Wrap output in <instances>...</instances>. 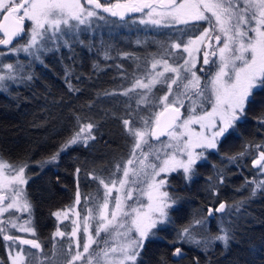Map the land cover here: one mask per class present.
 Returning <instances> with one entry per match:
<instances>
[{"label": "snow or ice", "instance_id": "snow-or-ice-1", "mask_svg": "<svg viewBox=\"0 0 264 264\" xmlns=\"http://www.w3.org/2000/svg\"><path fill=\"white\" fill-rule=\"evenodd\" d=\"M136 13L141 14L139 24L157 28L183 26L176 28L181 34L198 31L202 22L208 27L187 43L172 44L159 54V59L154 57L150 69L134 77L131 86L121 93L134 99L136 105L129 113L130 116L134 113L135 118L123 120L128 135L134 139L130 158L123 165L117 163L115 172L109 174L111 177L122 172V176L110 178L108 182L93 176L105 191L102 202L99 197L85 196L86 214L83 217L76 211V206L81 203L79 190L72 207L53 213L64 220L69 219V213L76 217L71 220L70 233L58 228L53 234V240L65 236L76 238L74 245L69 243L65 248L61 239L59 246L53 244L49 255L37 239L7 234L8 228L33 236L36 230L30 218L32 205L22 187L30 179L25 175L29 165L27 162L14 165L0 156V216L10 210L29 214V219L23 223L18 222L19 217L12 218L14 212L7 220L0 219V235L4 241L30 246L28 249L20 247L15 255L9 251L11 264H139L144 242L155 235L153 230L158 225L172 223L169 209L176 203V198L162 191L168 184L167 179L158 180L157 177L161 173L182 172L185 180H190L197 161L205 158V150L217 149L221 138L246 118V108L254 93L264 90V0H104L103 3L101 0H20L19 3L0 0V16L3 17L0 45L7 48V52L0 51V58L22 52L39 60L42 54L53 50L49 44L58 48L62 41L64 46L70 47L65 38L76 36L83 30L81 26H90L94 20L108 22L109 17L127 22L126 17ZM132 23H136V19H132ZM202 45L210 49L203 51L202 63L209 66L207 71L204 67L199 69L200 73L206 71V78L197 74V57L194 55L201 51ZM181 48L188 54L187 58L174 51ZM165 56L183 59V63H169ZM213 57H218V61ZM24 70L25 65L19 60L15 63L0 60V91H6L11 83L31 80V75H22ZM165 88L167 91L162 96L153 91ZM69 90H74L70 83ZM133 93L135 97L130 95ZM128 107L131 108V104ZM156 107L160 111L152 112L151 109ZM182 108L187 115L182 113ZM141 111L149 114L140 115ZM137 121L140 127L134 126ZM260 123L264 126V119ZM193 125H198L200 131ZM93 127L92 123L81 126L61 145L60 151L78 142L86 144L89 139H95L91 134ZM253 147L264 148V144ZM248 154L241 152L229 160ZM58 157L59 151L37 163H51ZM252 163L264 174V151H260ZM76 171L79 173L80 169ZM209 179L213 195H217ZM219 182H224L222 175ZM248 183L255 184L253 196L257 189H264V180ZM143 196H147V205L141 202ZM89 203L91 207H87ZM243 203L220 202L215 209H207L208 217L214 213L231 215L233 209L239 211ZM218 228L219 234L211 236L207 230V217L193 216L177 233V241L205 251L216 242L227 247L232 239L231 227L221 220ZM78 233L83 234L82 240ZM33 249L38 250V254ZM183 255L181 247L172 252L175 258Z\"/></svg>", "mask_w": 264, "mask_h": 264}, {"label": "trees", "instance_id": "trees-1", "mask_svg": "<svg viewBox=\"0 0 264 264\" xmlns=\"http://www.w3.org/2000/svg\"><path fill=\"white\" fill-rule=\"evenodd\" d=\"M204 27L208 25L202 22L199 30ZM144 32L152 35L167 32V35L160 34L169 40L168 45L180 39L171 30ZM120 49L142 52L134 47ZM84 55L83 52L79 56L80 63L73 59L61 63L59 56H42V60L34 64L36 75L25 88L16 85L0 91V155L11 164L27 162L29 165L27 195L36 233L45 246L57 226V216L53 213L68 207L77 190L81 195L91 194L90 190L96 189L98 181L93 176L105 177L112 173L115 165L121 164L129 154L131 145L132 137L124 127L122 116L113 115L110 105L103 106L101 113H95L100 96L118 95L125 83H117L110 72L94 70L93 63L114 65L120 63L123 56L103 61L100 56ZM67 66L69 73L65 71ZM69 83L74 90H69ZM262 119L264 90L254 93L246 108V118L221 138L217 150L206 152L205 158L197 162L190 180L186 181L181 172L167 176L168 184L163 190L177 198V203L169 209L172 223L153 230L155 235L145 240L139 264H264V189H257L253 196L255 184L248 183L255 179L252 162L260 149L253 146L264 142ZM85 123L94 125L92 136L95 139L60 151L61 145ZM58 151L59 157L54 163L44 167L37 163ZM245 151L249 154L229 160ZM209 178L217 195H213ZM222 201L229 205L244 202L240 210L233 209L231 215L218 213L213 219H207L211 236L219 234L218 219L231 227L232 239L227 247L216 242L205 251L177 241V233L193 216L207 217L208 206ZM177 246L187 251L182 258L172 257ZM0 258V264H7L1 235Z\"/></svg>", "mask_w": 264, "mask_h": 264}, {"label": "rangeland", "instance_id": "rangeland-1", "mask_svg": "<svg viewBox=\"0 0 264 264\" xmlns=\"http://www.w3.org/2000/svg\"><path fill=\"white\" fill-rule=\"evenodd\" d=\"M16 2L19 3L20 0H16ZM101 2L103 3L104 1L101 0ZM103 15L108 17V14H106V13H103ZM140 15L141 14H139V13L129 14V17H126L127 22L120 21L118 17H109L108 22L100 21V20H94L90 26H81V28L83 30L80 31L76 36L70 37V38L69 37L65 38V39L69 40L70 47L64 46L62 41L60 42V46L58 48L56 47L55 44H49L48 47L52 48L53 50L42 54L39 60H36V59H34V58H32V57H30L27 54L22 53V52L18 53V54H8L5 57L0 58V60H3L4 63H15L17 60H19V62H21L22 64L25 65V70H24L22 75H24V76L31 75L33 78L34 75H36L35 71H34V64L39 63L42 60V56H59L58 60L61 63L71 62L72 59H73V61L80 63L81 59L79 58V56H82L83 52L85 53L84 56H87V55H89V56H100L99 58L103 61L112 60V57L120 58L121 56H123L121 62L120 63L116 62V64H114V65H110V64H106V63H104L102 65H101V63H99V64L93 63V66H94L93 69L94 70L98 71L99 73L110 72L114 75L117 83H120V84L125 83V85H124L125 87L124 88L122 87V89L120 90V93L118 95L110 96V97H106V98H102V96H100L99 101L96 103L98 109H95V111H96L95 113H101L103 106L110 105L114 110L113 115L117 114L119 116H122L121 117L122 122L124 119H130L131 120V119L135 118L134 113L131 116L129 115V113H132L133 109L136 108L135 100L134 99L130 100L129 97H126V96L122 95L121 93L123 92L124 89L129 88L131 86V84L134 80V77H139L145 71L150 69L151 61L154 57L159 59L160 58L159 53H163L165 49L170 48V46L172 45L171 43H169V45H168L169 40H167L166 38L163 37V35L160 34V33H164V35H167L168 34L167 32H156V35H152V34L144 32V30H146V31H148V30L149 31L150 30L151 31L171 30L172 33H174L176 37L180 38L174 43H181V42L187 43V41L189 39H194L196 36L200 35V32L203 30V29L198 30L197 32H193L191 34L190 33L181 34L180 32L176 31V28L183 27V26H175L173 28H166V27L157 28V27H154L151 25H142V24H139V22H138V18L140 17ZM2 19H3V17L0 16V21ZM132 19H136V23H132ZM111 21H116V23H112ZM189 32H192V31H189ZM188 34H190V35H188ZM0 35H2V34H0ZM21 43H23V41H21ZM212 43L215 46L214 40L212 41ZM133 47L139 48L142 52L131 53V52H127V51L126 52L121 51V49H120V48L126 49V48H133ZM205 50H210V49H207L204 45H202L201 51L194 53V55L197 57V64H196L197 74L202 75L206 78V71H207L209 66L203 65V63H202L203 51H205ZM0 51L7 52V48L3 45H0ZM174 51L176 52V54L178 56H182L183 58L188 57V54L183 52L182 48L179 50H174ZM125 54H127V55H125ZM165 58L169 59V63H173L174 61L176 63H183V59H176L175 56L170 57V58L165 56ZM212 59L218 61V57H213ZM201 67L205 68V70H206L205 73L199 72V69ZM67 68H68V66H67ZM69 70H70V68H68V69L65 68V71L67 73L70 72ZM212 70L215 71L216 70L215 67H213ZM76 73H78V72H76ZM29 81H31V80H24L23 82L11 83L9 85V87L17 85V86H21V87L25 88V85ZM201 83L202 84L204 83L203 79H202ZM153 91L155 92V94L157 96H162L167 91V89L165 88L163 91H156L154 89ZM130 95L135 97L134 93L130 94ZM128 104H131V108L128 107ZM141 108L143 109L144 106L141 105ZM151 111L152 112H158V111H160V108L156 107V108L151 109ZM181 111H182V113L187 115V113L185 112V109L182 108ZM148 114L149 113L147 111H141L140 112V115H143V116H146ZM86 124H88V123H85L81 126H84ZM134 126L140 127V123L137 121L134 124ZM193 128L196 131H200V128L198 125H193ZM161 139L167 140V137H162ZM78 143H84V142L81 141ZM153 143H156V142L153 141ZM133 144H134V139L132 138L131 145L129 148V154L122 161L121 165H123L130 158V153H131ZM262 144H264V142ZM145 150H147V149H145ZM211 150H217V149L205 150L204 155H206V152L211 151ZM197 151H201V150L197 149ZM260 151H264V148H260L255 152L253 160L258 157V154ZM199 161H201V160H199ZM52 163H54V162H51V164ZM48 164L49 163L43 164L42 167H44ZM253 171H254V175H255L254 180H257V181L264 180V174L260 173L258 167H254ZM113 172H115V170ZM25 175H26V177H29L26 170H25ZM168 175L169 174L161 173L160 177H157V179L158 180L159 179H167ZM121 176H122V172H117L115 176L110 177L109 175H107V176L101 177V178H104L105 181L108 182L110 178L111 179H118ZM22 187L24 188V190L27 194V184L23 185ZM104 191L105 190H104L103 186L99 184V181H97L96 189L93 188L90 190L91 194L81 195V203H80V205L76 206V211H80L81 217H83L86 214V212L84 210L86 207L85 196L90 195L92 197H99V202H102V196H103ZM162 191H164V190L162 189ZM115 195H116V192L114 190L113 196H115ZM170 195H172V194H170ZM27 197H28V195H27ZM173 197L176 198L175 196H173ZM75 199H76V196H75L74 200L71 202V204L68 207H66L65 209L72 207L75 203ZM140 199L144 205H147V203H148L147 196H143ZM28 200H29V198H28ZM128 203L133 204V201H129ZM176 203H177V198H176ZM91 206H92L91 203L87 204V207H91ZM62 211H60V212H62ZM12 212L15 213V215L12 218L15 219V218L19 217V220H18L19 223H23V221L25 219H29L28 213L15 212V210H10V213H12ZM32 212L33 211L31 209V217L30 218L32 221V226L35 228L34 223H33V213ZM10 213H5L3 216H0V219L7 220L9 218ZM75 218L76 217L72 213H69V219L68 220H64L62 216L59 218L57 217V226H56L55 230L53 231V233L51 235V239L49 240L47 246L44 245V242L38 237L36 232H35V236H33L31 233H21L18 231V229L8 228L7 234L13 235V236H20V237L25 238V239H37L41 243L44 251L46 253H48L49 255H51V249L53 247V244L55 243V244H57V246H59L61 239H63V244H64L65 248H67V245L69 243H72L73 245L75 244L76 238H72L69 236H65L64 238H56L55 240H53V234L57 231L58 228H59V230L64 231L65 233H70L72 230L71 220L75 219ZM207 219H208V216H207ZM217 221L220 224V220L218 219ZM92 223L94 225L95 221H93ZM158 226H163V225H158ZM78 236L82 240L83 234L78 233ZM1 240H2V245H3V251L5 252V254L7 256V259H6L7 264H11V259L8 255L9 251H11L13 255H15V252L19 251L20 247H23L25 249H28L30 247L28 245H23V246L12 245L11 242L4 241L2 235H1ZM32 251L34 253L38 254V250L33 249ZM0 261H2L1 258H0ZM33 264H34V262H33Z\"/></svg>", "mask_w": 264, "mask_h": 264}, {"label": "water", "instance_id": "water-1", "mask_svg": "<svg viewBox=\"0 0 264 264\" xmlns=\"http://www.w3.org/2000/svg\"><path fill=\"white\" fill-rule=\"evenodd\" d=\"M222 202H224V201H222ZM218 205H219V203L216 204V205H209L208 208L211 207V208L215 209L216 207H218ZM207 214H208V212H207ZM216 214H217V213H214V215H213L212 217H209V218L213 219V218L215 217ZM177 247H180V246H177ZM182 250H183L184 255H186L187 251H186L185 249H183V248H182ZM184 255H183V256H184ZM172 257H173V256H172ZM173 258H175V257H173Z\"/></svg>", "mask_w": 264, "mask_h": 264}, {"label": "flooded vegetation", "instance_id": "flooded-vegetation-1", "mask_svg": "<svg viewBox=\"0 0 264 264\" xmlns=\"http://www.w3.org/2000/svg\"><path fill=\"white\" fill-rule=\"evenodd\" d=\"M2 20H3V19H2ZM2 20H1V21H2Z\"/></svg>", "mask_w": 264, "mask_h": 264}]
</instances>
